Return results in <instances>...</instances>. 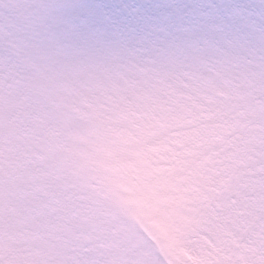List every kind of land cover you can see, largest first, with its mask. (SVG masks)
<instances>
[{
  "label": "snow or ice",
  "instance_id": "1",
  "mask_svg": "<svg viewBox=\"0 0 264 264\" xmlns=\"http://www.w3.org/2000/svg\"><path fill=\"white\" fill-rule=\"evenodd\" d=\"M0 264H264V0H0Z\"/></svg>",
  "mask_w": 264,
  "mask_h": 264
}]
</instances>
